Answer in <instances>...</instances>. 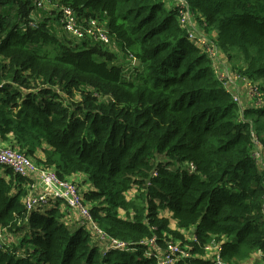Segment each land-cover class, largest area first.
<instances>
[{
    "label": "trees",
    "instance_id": "obj_1",
    "mask_svg": "<svg viewBox=\"0 0 264 264\" xmlns=\"http://www.w3.org/2000/svg\"><path fill=\"white\" fill-rule=\"evenodd\" d=\"M36 1L0 0V140L85 174L92 219L60 199L29 210L31 179L0 165V264H158L173 242L178 264H216L212 241L222 264H249L264 250V0ZM56 5L111 42L64 30ZM237 62L248 103L217 76Z\"/></svg>",
    "mask_w": 264,
    "mask_h": 264
},
{
    "label": "built area",
    "instance_id": "obj_2",
    "mask_svg": "<svg viewBox=\"0 0 264 264\" xmlns=\"http://www.w3.org/2000/svg\"><path fill=\"white\" fill-rule=\"evenodd\" d=\"M47 3L48 5H53L50 0L36 1L38 8H42ZM56 6L60 10V21L64 30L79 38L89 37L91 39L101 40L106 44L111 42L105 25L100 23L98 19H86V24H83L75 10L71 7ZM181 21L185 22L184 16ZM35 23V21H31L30 25L34 26ZM225 88L227 91H230L232 86H228L227 83H225ZM252 90L253 88L251 87L249 90L250 94L253 93ZM234 99L239 102L235 94ZM255 156L261 164L264 163L263 155L260 151H256ZM0 165L7 166L15 174L31 179L30 183H27L29 191L25 197V204L29 210L35 208L44 209L51 202L60 199L63 200L64 204H67L70 209L78 211L81 217L80 221L82 219H89L91 221L92 217L89 206L83 201L84 193L82 189L72 180L61 179L55 169L42 167L37 164L32 157L25 153L12 147H5L2 145H0ZM192 239H195L194 235ZM154 243V239L150 240V244ZM111 247L125 249L126 243L115 241ZM207 249L210 251L211 255H213L211 260L216 264H222L220 256L221 241H212V243L207 246ZM254 255H257V257L264 261V250L257 249ZM188 256L189 250L186 247L183 248L179 243H169L168 250L159 259L158 264H178L177 261Z\"/></svg>",
    "mask_w": 264,
    "mask_h": 264
},
{
    "label": "rangeland",
    "instance_id": "obj_3",
    "mask_svg": "<svg viewBox=\"0 0 264 264\" xmlns=\"http://www.w3.org/2000/svg\"><path fill=\"white\" fill-rule=\"evenodd\" d=\"M237 65L241 66L242 64L240 62H237L235 64H231V67L235 68V72H233L232 70L229 71L225 65H222L223 66L222 69L220 71L217 70V76L224 78V82L227 83L228 86H232V88L234 89V94L237 95V97L239 99L238 103L242 104L241 103L242 100L245 99V93L244 92L246 90V92L249 93V90L251 89L252 84L250 81H248V79H246L245 77L238 74V71L236 69ZM239 86H241L245 89L240 90ZM69 180H71V179H69ZM77 183H78V181H77ZM78 186L81 188L80 185H78Z\"/></svg>",
    "mask_w": 264,
    "mask_h": 264
},
{
    "label": "crops",
    "instance_id": "obj_4",
    "mask_svg": "<svg viewBox=\"0 0 264 264\" xmlns=\"http://www.w3.org/2000/svg\"><path fill=\"white\" fill-rule=\"evenodd\" d=\"M194 26H195V25H194ZM225 66H226V65H225ZM226 67H227V66H226ZM239 89L242 90V89H245V88L239 86ZM244 93H245V99L242 100V101H243V103H244V102H245V103H248V102H249V100H248V92H246V90H245ZM242 96H243V95H242ZM0 145H2V146H9L6 142H3V141H1V140H0ZM44 147H46V146H44ZM37 154H38L39 156H43V155H44L43 150L40 149V150L37 152ZM71 179H73V180L75 179V180L78 181V183L80 184V186H81L83 192L88 191V190L90 189V185H89V183H86V182H85V181H86V175H85V174H78V175H75V176H74L73 178H71ZM62 205H63V207H65L64 204H62ZM248 263H249V264H264V261H263L262 259L258 258L257 255H254L253 258H251V259L248 260Z\"/></svg>",
    "mask_w": 264,
    "mask_h": 264
},
{
    "label": "water",
    "instance_id": "obj_5",
    "mask_svg": "<svg viewBox=\"0 0 264 264\" xmlns=\"http://www.w3.org/2000/svg\"><path fill=\"white\" fill-rule=\"evenodd\" d=\"M135 64H136V65H139V64H140V61H139V60H136V61H135Z\"/></svg>",
    "mask_w": 264,
    "mask_h": 264
}]
</instances>
